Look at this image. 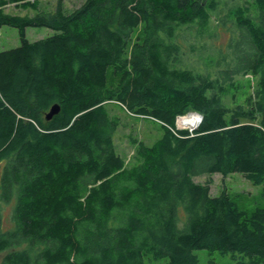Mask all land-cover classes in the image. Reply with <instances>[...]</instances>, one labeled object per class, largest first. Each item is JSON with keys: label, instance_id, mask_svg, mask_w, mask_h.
<instances>
[{"label": "trees", "instance_id": "16d2710c", "mask_svg": "<svg viewBox=\"0 0 264 264\" xmlns=\"http://www.w3.org/2000/svg\"><path fill=\"white\" fill-rule=\"evenodd\" d=\"M62 2L0 0V29L21 40L0 51V264H199L198 250L264 264V0ZM220 27L226 47L195 66ZM29 28L52 35L32 42ZM247 77L248 110L231 109ZM111 103L162 125L132 164ZM190 113L198 128L178 130ZM235 173L261 187L245 207L195 181Z\"/></svg>", "mask_w": 264, "mask_h": 264}, {"label": "rangeland", "instance_id": "374dc122", "mask_svg": "<svg viewBox=\"0 0 264 264\" xmlns=\"http://www.w3.org/2000/svg\"><path fill=\"white\" fill-rule=\"evenodd\" d=\"M39 10L46 13H54L59 0H38ZM64 12L66 14L72 13L79 8L85 0H62ZM6 13L10 15L19 16H35L36 12L31 10H23L15 5H9L5 8ZM219 38L213 40L211 44L206 45L203 52L196 58L195 66L204 67L206 58L216 56L217 47L225 48L228 42L230 32L226 28L220 27L218 29ZM27 38L30 41H36L52 35V31L46 28H29L27 29ZM21 45L19 31L12 27H3L0 29V51L10 50L17 48ZM202 57H204L202 59ZM254 82L251 77L241 78L239 80L238 89H231L226 97V104L231 109L248 110L246 104V98L252 91ZM108 111L114 119L118 120V128L115 130L113 139L116 144L117 151L126 159L127 163H133V157L136 148L139 144H145L146 146H153L163 136L164 131L162 125L150 118L138 117L128 112L124 108L120 107L117 103H111L107 106ZM188 115V114H187ZM186 116V115H185ZM184 117V116H183ZM244 122H250L251 119H242ZM176 128L178 130H190L194 131L198 126L191 130L188 127L178 126V119ZM209 178L212 179L213 184L211 186V195L219 196L223 191H226L232 197L240 202L241 207L249 204L248 200L254 199L260 193L261 187L254 185L251 181L245 178L240 173H235L227 177L221 174H214L211 176H203L196 178L198 183H205ZM239 197V198H238ZM247 201V202H246ZM11 208L7 210V219L9 220ZM29 246L24 244L17 247V250L28 249ZM0 255V263L4 256ZM195 254L199 257V264H208L209 260H215L218 264H235L239 259L238 256H232L231 254L222 255L219 252H209L207 250H198ZM163 262H154V264H162Z\"/></svg>", "mask_w": 264, "mask_h": 264}, {"label": "bare ground", "instance_id": "6f19581e", "mask_svg": "<svg viewBox=\"0 0 264 264\" xmlns=\"http://www.w3.org/2000/svg\"><path fill=\"white\" fill-rule=\"evenodd\" d=\"M200 124V116L195 113H190L184 117L178 118V126L188 127L190 129H195Z\"/></svg>", "mask_w": 264, "mask_h": 264}, {"label": "water", "instance_id": "95a60500", "mask_svg": "<svg viewBox=\"0 0 264 264\" xmlns=\"http://www.w3.org/2000/svg\"><path fill=\"white\" fill-rule=\"evenodd\" d=\"M60 111H61V108H60L59 105L56 104V105L52 106L50 111L46 114V120L47 121L52 120L56 115H58L60 113ZM195 114L200 116V122H201L202 121V116L200 114H198V113H195Z\"/></svg>", "mask_w": 264, "mask_h": 264}, {"label": "built area", "instance_id": "2783aa9c", "mask_svg": "<svg viewBox=\"0 0 264 264\" xmlns=\"http://www.w3.org/2000/svg\"><path fill=\"white\" fill-rule=\"evenodd\" d=\"M191 130H193V129H191Z\"/></svg>", "mask_w": 264, "mask_h": 264}]
</instances>
